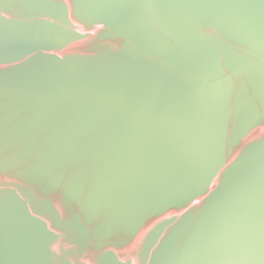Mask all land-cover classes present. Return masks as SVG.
Here are the masks:
<instances>
[{"label": "water", "instance_id": "1", "mask_svg": "<svg viewBox=\"0 0 264 264\" xmlns=\"http://www.w3.org/2000/svg\"><path fill=\"white\" fill-rule=\"evenodd\" d=\"M0 13V264H264V0Z\"/></svg>", "mask_w": 264, "mask_h": 264}, {"label": "snow or ice", "instance_id": "2", "mask_svg": "<svg viewBox=\"0 0 264 264\" xmlns=\"http://www.w3.org/2000/svg\"><path fill=\"white\" fill-rule=\"evenodd\" d=\"M0 15H2V13H0Z\"/></svg>", "mask_w": 264, "mask_h": 264}]
</instances>
